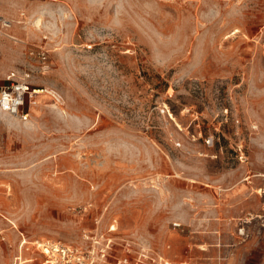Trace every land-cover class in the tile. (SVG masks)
I'll return each mask as SVG.
<instances>
[{"label": "rangeland", "instance_id": "obj_1", "mask_svg": "<svg viewBox=\"0 0 264 264\" xmlns=\"http://www.w3.org/2000/svg\"><path fill=\"white\" fill-rule=\"evenodd\" d=\"M0 16V84L44 91L0 113V264H264V0Z\"/></svg>", "mask_w": 264, "mask_h": 264}, {"label": "built area", "instance_id": "obj_2", "mask_svg": "<svg viewBox=\"0 0 264 264\" xmlns=\"http://www.w3.org/2000/svg\"><path fill=\"white\" fill-rule=\"evenodd\" d=\"M11 27L12 22L0 16V36H6ZM42 69L45 71L46 67L43 66ZM33 92L34 90H31V86L25 80H18L14 74H10L6 82L0 84V113L26 121L29 113L24 108L33 104L32 98L35 95L32 94ZM44 252L53 259L51 260L53 262L55 254L68 259L70 251L68 248L51 245L46 247Z\"/></svg>", "mask_w": 264, "mask_h": 264}, {"label": "bare ground", "instance_id": "obj_3", "mask_svg": "<svg viewBox=\"0 0 264 264\" xmlns=\"http://www.w3.org/2000/svg\"><path fill=\"white\" fill-rule=\"evenodd\" d=\"M43 92H44V91H40V90L35 89V91H34L33 94L38 95V94H41V93H43ZM39 247H41L42 249H44L42 245H39Z\"/></svg>", "mask_w": 264, "mask_h": 264}]
</instances>
